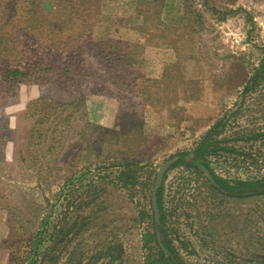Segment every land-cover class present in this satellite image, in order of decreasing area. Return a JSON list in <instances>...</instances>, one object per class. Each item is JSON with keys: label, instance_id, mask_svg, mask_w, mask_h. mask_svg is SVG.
Masks as SVG:
<instances>
[{"label": "rangeland", "instance_id": "374dc122", "mask_svg": "<svg viewBox=\"0 0 264 264\" xmlns=\"http://www.w3.org/2000/svg\"><path fill=\"white\" fill-rule=\"evenodd\" d=\"M24 1L0 0L6 28L42 18L38 44L60 48L49 71L0 74V264L11 228L45 218L34 264H162L164 237L185 264H264V195H221L180 164L164 174L157 242L151 209L161 167L211 128L216 175L264 178V0H36L31 18ZM26 28L23 54L37 48Z\"/></svg>", "mask_w": 264, "mask_h": 264}, {"label": "trees", "instance_id": "16d2710c", "mask_svg": "<svg viewBox=\"0 0 264 264\" xmlns=\"http://www.w3.org/2000/svg\"><path fill=\"white\" fill-rule=\"evenodd\" d=\"M19 1L21 2V0ZM23 3L26 4L23 10V14L25 13V15L23 16H25L26 18H31L32 16L38 14L36 0H25ZM141 5L142 4H139L138 6ZM10 7H12V5H8L7 10L5 9L7 16L13 13V10H9ZM97 8V4L93 5L92 7L89 6V10L92 9V11L97 10ZM20 9L22 10L21 7ZM83 11L84 10H82V12ZM156 13L157 14L155 15V17L160 18V13ZM185 14L188 18H190L192 14H195V12H193L190 6L189 9H186ZM41 19L37 18L34 21L27 19L26 25H24L23 27L20 26V28H16L15 26H12L10 30L7 29L6 25L4 24L5 16L0 20V74L4 80H19L22 77H28L29 70L49 71V69L51 68V57L55 54L54 52L58 54L59 51L57 52V50H59L60 47L58 48V46H56V44L51 41L44 44H38L40 39L38 38V34L40 33ZM45 24L51 25V27L54 26L49 22H46ZM24 27H27L26 33L31 35V37H33L34 39L35 34L37 35V38L35 39V47L37 48L34 51H32L31 49L27 50L26 54H23V52L27 49V44L25 43L23 45V48V46L21 47V41H19L18 38H15L16 33H18V35L20 36L25 34ZM116 47H118L119 49H121L122 47L127 48V53L125 51L123 52V56L126 57V60H123L124 62L121 61V63L125 65H132V63H130V57L128 56L129 46L125 43H117ZM11 51L15 52V54H13L14 58L11 57V54H9ZM118 58L120 60L123 59L121 57ZM259 77L260 74L255 77L254 84H252L253 86L258 84ZM141 79L144 84V88L139 92L141 95L143 94L145 96V101L149 103V101L151 100V96H149L147 86L150 84V82H152V80L146 77ZM218 131L219 130L214 128L209 129L192 152H181L171 156L168 159V161H170L169 167L185 164L187 166L194 167L195 170L199 172H203L205 174L208 173L210 179L212 180V184H210L211 188L221 195H229L236 198L264 195V178L255 180L237 179L233 182H229L225 178L216 175L215 172L208 166L207 156L220 149L218 143L211 142L213 136L217 134ZM151 209L154 221L155 217L156 219L160 220V224H157L156 222L154 223V227H157V229L155 228L153 233V236L155 237L154 239L156 240L157 234L159 237L160 234H162L161 231L164 220L160 189H158L155 196L151 198ZM64 218L66 221L65 224L67 226L66 228L64 226L61 229L62 234L60 236L62 239H66L73 232L72 225H69V221L67 220L69 219V216L66 215L64 216ZM42 223V227L36 233H24L21 229L19 230L18 227L14 228V226L13 228H11L10 237L13 239L12 242L10 241V246L12 249L10 252L11 264H24L26 262H28L27 264H34L40 254H42V256H45V251L40 250L39 246L44 240L43 234L44 232H46L45 224L47 223V219H43ZM59 232L60 231L56 232L57 236H59ZM253 260L254 262L256 261L255 259ZM261 261H264V255L262 256V259L259 260V262ZM153 262H160L162 264H185L179 257L176 248L171 244V242L168 239L163 238L158 244L157 258L153 260Z\"/></svg>", "mask_w": 264, "mask_h": 264}, {"label": "water", "instance_id": "95a60500", "mask_svg": "<svg viewBox=\"0 0 264 264\" xmlns=\"http://www.w3.org/2000/svg\"><path fill=\"white\" fill-rule=\"evenodd\" d=\"M169 166H170V161H167V162L161 167V169L159 170L158 175H157V178H156V182H155V185H154V189H153V194H154V196H155V194H156L157 189L160 187L161 182H162V179H163V176H164L165 172L167 171V169L169 168ZM154 196H153V197H154Z\"/></svg>", "mask_w": 264, "mask_h": 264}, {"label": "flooded vegetation", "instance_id": "af4514ba", "mask_svg": "<svg viewBox=\"0 0 264 264\" xmlns=\"http://www.w3.org/2000/svg\"><path fill=\"white\" fill-rule=\"evenodd\" d=\"M207 175V174H206ZM163 178H164V176H163ZM162 181H163V179H162ZM208 182H209V184H212V180L210 179V177L208 176ZM161 185H162V182H161ZM161 185H160V187L158 188V189H160L161 190ZM158 189H157V191H158ZM157 191H156V193H157ZM229 196V195H228ZM231 197V196H230ZM232 198H234V199H236V197H232ZM158 223L160 224V220L158 219ZM165 235V234H164ZM165 238V237H164ZM163 238V239H164ZM157 240L159 241V236H158V234H157ZM159 243V242H158Z\"/></svg>", "mask_w": 264, "mask_h": 264}]
</instances>
